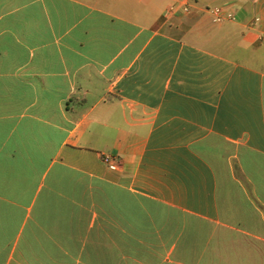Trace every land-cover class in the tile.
Returning <instances> with one entry per match:
<instances>
[{
  "label": "crops",
  "instance_id": "crops-1",
  "mask_svg": "<svg viewBox=\"0 0 264 264\" xmlns=\"http://www.w3.org/2000/svg\"><path fill=\"white\" fill-rule=\"evenodd\" d=\"M0 264H264V0H0Z\"/></svg>",
  "mask_w": 264,
  "mask_h": 264
},
{
  "label": "built area",
  "instance_id": "built-area-1",
  "mask_svg": "<svg viewBox=\"0 0 264 264\" xmlns=\"http://www.w3.org/2000/svg\"><path fill=\"white\" fill-rule=\"evenodd\" d=\"M207 10H209V12L212 15V21L214 23H221L225 20H229V21H234L235 20V16L233 13L226 11L223 7L220 6H214V7H210ZM189 7L186 5V3H182V4H173L168 8V13H172V14H176V13H184L187 14L189 13Z\"/></svg>",
  "mask_w": 264,
  "mask_h": 264
}]
</instances>
